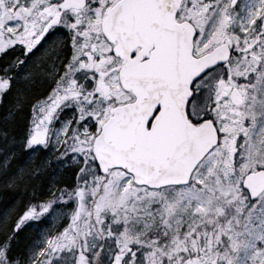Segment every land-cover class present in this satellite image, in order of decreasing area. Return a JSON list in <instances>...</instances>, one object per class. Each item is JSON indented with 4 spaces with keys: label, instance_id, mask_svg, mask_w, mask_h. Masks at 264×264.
<instances>
[{
    "label": "snow or ice",
    "instance_id": "snow-or-ice-1",
    "mask_svg": "<svg viewBox=\"0 0 264 264\" xmlns=\"http://www.w3.org/2000/svg\"><path fill=\"white\" fill-rule=\"evenodd\" d=\"M0 189V264H264V0H0Z\"/></svg>",
    "mask_w": 264,
    "mask_h": 264
},
{
    "label": "trees",
    "instance_id": "trees-1",
    "mask_svg": "<svg viewBox=\"0 0 264 264\" xmlns=\"http://www.w3.org/2000/svg\"><path fill=\"white\" fill-rule=\"evenodd\" d=\"M9 195L8 192L4 191L3 189H0V204H2L3 199Z\"/></svg>",
    "mask_w": 264,
    "mask_h": 264
},
{
    "label": "flooded vegetation",
    "instance_id": "flooded-vegetation-1",
    "mask_svg": "<svg viewBox=\"0 0 264 264\" xmlns=\"http://www.w3.org/2000/svg\"><path fill=\"white\" fill-rule=\"evenodd\" d=\"M54 37H50L49 40H52ZM46 44L48 43V41L45 42Z\"/></svg>",
    "mask_w": 264,
    "mask_h": 264
},
{
    "label": "rangeland",
    "instance_id": "rangeland-1",
    "mask_svg": "<svg viewBox=\"0 0 264 264\" xmlns=\"http://www.w3.org/2000/svg\"><path fill=\"white\" fill-rule=\"evenodd\" d=\"M29 231H32V229H29Z\"/></svg>",
    "mask_w": 264,
    "mask_h": 264
}]
</instances>
